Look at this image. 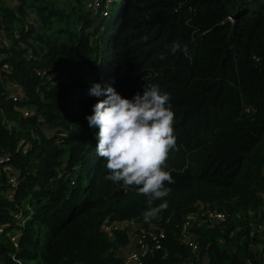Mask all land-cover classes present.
I'll list each match as a JSON object with an SVG mask.
<instances>
[{
    "label": "trees",
    "instance_id": "1",
    "mask_svg": "<svg viewBox=\"0 0 264 264\" xmlns=\"http://www.w3.org/2000/svg\"><path fill=\"white\" fill-rule=\"evenodd\" d=\"M12 1L0 0V264H124L115 250L140 228L164 231L142 264H180L184 217L207 208L224 214L194 225L207 264H264L253 248L264 232V2L112 0L103 15L105 0ZM94 83L129 99L152 84L171 95L174 183L147 222V198L105 179L86 119L106 99L89 95Z\"/></svg>",
    "mask_w": 264,
    "mask_h": 264
},
{
    "label": "clouds",
    "instance_id": "2",
    "mask_svg": "<svg viewBox=\"0 0 264 264\" xmlns=\"http://www.w3.org/2000/svg\"><path fill=\"white\" fill-rule=\"evenodd\" d=\"M173 43L171 51H180ZM162 59L164 57H161ZM106 94V99L93 105V114L86 117L89 127H98L96 154L106 160L109 170L105 179L134 188L147 198L143 218L147 222L168 207L167 184L174 178L167 168L170 151L176 150L174 111L171 95L159 85L144 87L133 98L123 97L111 84L102 88L94 83L89 95ZM162 203L154 206V202Z\"/></svg>",
    "mask_w": 264,
    "mask_h": 264
},
{
    "label": "built area",
    "instance_id": "3",
    "mask_svg": "<svg viewBox=\"0 0 264 264\" xmlns=\"http://www.w3.org/2000/svg\"><path fill=\"white\" fill-rule=\"evenodd\" d=\"M108 3L109 0H105L104 8L101 10L103 15L106 13L108 14L109 12L108 8L106 7V4ZM100 5V3H97L96 5L93 3L95 9H97ZM24 112L25 114H28V110ZM3 159L0 157V162H2ZM4 167L6 171L10 173L11 166L5 164ZM10 178L14 179L13 175ZM223 217L224 214L222 212L208 208L201 211H192L185 215L184 222L178 234V239L189 246L190 254L187 259L181 260L182 262L180 264H207V257L204 253H201V247L199 241L197 240L198 235L194 230V225L195 223L205 225L206 222L220 220ZM129 223L134 224L133 221H130ZM118 226L119 224L117 223L114 225V228H118ZM131 231L132 230H130L129 233ZM132 235L129 237L128 243L124 244L130 247L129 252L124 256H121L120 252H118L123 258L124 264H142L141 256L145 255L151 247L155 248L161 246L160 238L164 237V231L161 229L154 232L152 229L145 230L144 228H140V231H138L133 237ZM135 238L136 240L132 241ZM259 238L261 241L255 243L253 248L259 251L264 257V232H261ZM121 246L119 248H123Z\"/></svg>",
    "mask_w": 264,
    "mask_h": 264
},
{
    "label": "rangeland",
    "instance_id": "4",
    "mask_svg": "<svg viewBox=\"0 0 264 264\" xmlns=\"http://www.w3.org/2000/svg\"><path fill=\"white\" fill-rule=\"evenodd\" d=\"M10 3L11 2H13L12 0H8ZM81 1H83V2H86L87 4V6H93V3H95V5L97 4V3H100V0H81ZM111 1L112 0H109V3L108 4H106V7L108 8V5L109 4H111ZM119 2L121 3V0H119ZM261 2H264V0H261ZM251 8H256V3H253L252 5H251ZM111 9V8H110ZM110 9L108 8V10H109V12H110ZM113 10H114V7L111 9V13L112 14H114V12H113ZM231 12H233V13H235V12H237V7L235 6V7H233L232 9H231ZM10 176H12V175H10ZM128 226L129 227H134V225L132 224V223H129L128 224ZM130 230H132V229H130ZM136 233L134 232L133 233V235H132V237L135 235ZM12 237H14V234L12 233ZM136 240V238L134 239V240H132V241H135ZM121 247H123V248H119V247H117L116 248V252H120V254H121V256H124L125 254H127L128 252H129V250H130V247L129 246H127V245H124V246H121Z\"/></svg>",
    "mask_w": 264,
    "mask_h": 264
},
{
    "label": "water",
    "instance_id": "5",
    "mask_svg": "<svg viewBox=\"0 0 264 264\" xmlns=\"http://www.w3.org/2000/svg\"><path fill=\"white\" fill-rule=\"evenodd\" d=\"M108 8H109V9L111 8V4L108 5Z\"/></svg>",
    "mask_w": 264,
    "mask_h": 264
}]
</instances>
